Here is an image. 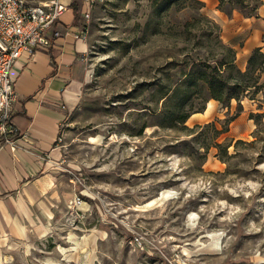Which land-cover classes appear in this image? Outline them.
<instances>
[{
    "label": "rangeland",
    "instance_id": "374dc122",
    "mask_svg": "<svg viewBox=\"0 0 264 264\" xmlns=\"http://www.w3.org/2000/svg\"><path fill=\"white\" fill-rule=\"evenodd\" d=\"M197 1L158 12L153 0H76L81 89L60 126L53 183L0 236V264H264V123L243 106L261 107L264 88L189 117L188 130L159 126V88L180 63L229 46ZM232 2L216 9L259 7ZM248 56L235 52L242 71ZM207 124L227 131L213 139Z\"/></svg>",
    "mask_w": 264,
    "mask_h": 264
},
{
    "label": "crops",
    "instance_id": "0c3cea01",
    "mask_svg": "<svg viewBox=\"0 0 264 264\" xmlns=\"http://www.w3.org/2000/svg\"><path fill=\"white\" fill-rule=\"evenodd\" d=\"M59 1L66 7L55 27L60 36L31 57L23 54L10 72L18 96L11 120L17 135L12 145L0 147V236L18 228L31 213L33 201L51 187L54 164L60 159V126L81 89L79 75L88 44L79 37V3ZM201 1L212 6L211 17L220 27L221 38L235 50L238 59L258 47L264 52V0H259L261 4L252 17L234 11L228 15L216 9L217 0ZM260 82L264 86V72ZM252 102H243L244 110L258 112L264 123V103L259 107ZM217 106L218 102L211 100L210 107Z\"/></svg>",
    "mask_w": 264,
    "mask_h": 264
},
{
    "label": "trees",
    "instance_id": "16d2710c",
    "mask_svg": "<svg viewBox=\"0 0 264 264\" xmlns=\"http://www.w3.org/2000/svg\"><path fill=\"white\" fill-rule=\"evenodd\" d=\"M217 1L219 6L225 1L230 3V0ZM245 1L233 0L232 3L243 5ZM256 1L259 5L261 4L259 0ZM193 4H198V8L203 5L197 0H153V5L158 12L170 8L181 10ZM74 11H77L76 7H74ZM245 17H252V15ZM210 25L220 31L218 24L211 22ZM216 46L222 51L220 56L213 54L211 57L184 60L177 69L179 76L172 86L169 88L160 86L159 93L162 100V108L159 111L160 127L188 130L189 128L185 125L187 119L194 113L203 112L209 100H215L222 104L233 99L239 102L240 98L250 91L256 94L264 88L260 82V76L264 72V52L261 48H255L250 53L246 68L242 71L234 62L235 50L232 47L219 44V41L216 42ZM227 122L229 123L230 120ZM212 126L213 124H207V127ZM225 131L227 128L216 130L213 126V139ZM10 139L15 140L16 136H10ZM213 146L220 153H224L225 147L216 142ZM208 147L203 146L204 149H208Z\"/></svg>",
    "mask_w": 264,
    "mask_h": 264
},
{
    "label": "built area",
    "instance_id": "2783aa9c",
    "mask_svg": "<svg viewBox=\"0 0 264 264\" xmlns=\"http://www.w3.org/2000/svg\"><path fill=\"white\" fill-rule=\"evenodd\" d=\"M66 7L59 0L33 4L27 0H0V147L12 145L17 132L12 110L18 96L10 72L23 55L48 48L60 36L55 29ZM79 37H84L83 31Z\"/></svg>",
    "mask_w": 264,
    "mask_h": 264
},
{
    "label": "bare ground",
    "instance_id": "6f19581e",
    "mask_svg": "<svg viewBox=\"0 0 264 264\" xmlns=\"http://www.w3.org/2000/svg\"><path fill=\"white\" fill-rule=\"evenodd\" d=\"M206 109L204 110V112L203 113H205V114H207L208 113V111H209V107L211 106V100H209L207 103H206ZM196 114H198V113H196ZM200 115V114H199ZM193 116H195V114H192L190 117L192 118ZM168 192H162L160 195H161V197L162 198H165V197H167L168 196ZM152 201V200H151ZM151 201H149L148 203H146V205H143V208L144 207H146V206H148V204L151 202ZM153 202V201H152ZM150 204H152V203H150ZM142 206V205H141ZM137 207V206H136ZM143 208H142V210H143ZM136 209H138V207L136 208ZM140 209V208H139ZM147 209V208H146ZM145 209V210H146Z\"/></svg>",
    "mask_w": 264,
    "mask_h": 264
}]
</instances>
